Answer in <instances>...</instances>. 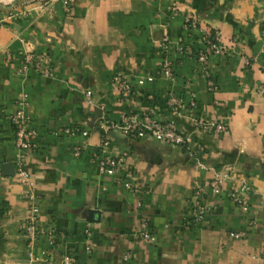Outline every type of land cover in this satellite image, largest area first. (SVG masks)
<instances>
[{
  "label": "crops",
  "instance_id": "1",
  "mask_svg": "<svg viewBox=\"0 0 264 264\" xmlns=\"http://www.w3.org/2000/svg\"><path fill=\"white\" fill-rule=\"evenodd\" d=\"M263 17L264 0H68L67 8L63 0H0V264H63L66 251L72 264H264ZM186 19L197 28L186 31ZM203 33L223 45L208 65L213 91L195 58L177 52L181 37L202 48ZM26 54L48 60L50 74L24 68ZM164 59L173 63L171 78L160 73ZM116 71L133 86L130 102L111 91ZM145 77L152 80L138 84ZM169 93L182 99L180 107L168 105ZM24 95L37 131L24 158L29 184L14 173L10 118ZM191 99L197 119L221 122L226 131L197 129ZM154 105L158 118L174 119L200 150L189 155L110 126ZM67 126L87 133H57ZM104 139L107 156L125 154L112 174L101 172L96 155ZM127 168L133 190L120 182ZM224 169L229 179L208 195L203 219L191 223L192 193ZM241 183L249 187L246 211L228 196ZM29 191L54 244L41 235L27 245L21 234ZM143 217L153 243L136 237Z\"/></svg>",
  "mask_w": 264,
  "mask_h": 264
},
{
  "label": "built area",
  "instance_id": "2",
  "mask_svg": "<svg viewBox=\"0 0 264 264\" xmlns=\"http://www.w3.org/2000/svg\"><path fill=\"white\" fill-rule=\"evenodd\" d=\"M64 6L67 8L68 0H63ZM262 29L264 31V17L261 22ZM197 28V22L195 19H186L184 29L189 31ZM202 48L196 49L192 45L184 44L182 37L179 39L177 46V52L184 56H193L199 69L206 76L207 89L213 91L216 89V83L209 71V61L212 55L219 54L223 50V45L219 41L216 35L211 33H203L201 35ZM172 61L164 59L161 64L160 73L166 78H171L173 75ZM23 67H34L43 75L50 74V65L48 60L43 57H34L30 54H26L24 57ZM145 80H152V77H145L138 80V84H143ZM109 84L111 91L115 93L117 100L120 102H130L134 89L129 83L127 78L119 71L114 72L110 79ZM26 95L18 101V108L11 115V120L14 123V142L17 150L16 163H15V176L23 183L29 184V175L25 169V153L32 149L34 146V140L37 136V131L32 125L27 113L25 106L27 105ZM168 105L172 107L181 106V98L174 94L169 93L166 97ZM196 101L191 99L188 101L187 107L190 111V117L193 120L197 129L203 132L221 134L226 131V127L223 123L218 121H203L197 119L194 115L196 108ZM159 112L156 105L150 110L142 113H128L123 115L119 120L110 123V126L114 129L119 130L124 135L132 138L151 137L158 139L169 144H173L182 147L186 153L192 155L199 151V148L191 147L189 144V137L179 132L176 127V122L172 118L161 120L158 118ZM59 134L68 133L75 134L81 133L86 134L85 130H82L78 126H67L57 131ZM108 145L107 139H104L98 146L96 155L100 157V170L102 173L112 174L115 173L119 165L123 162L125 154H119L117 156H107L106 148ZM80 150L78 148L73 149V154L78 155ZM230 177L228 169L214 171L210 182L203 187H198L192 193L189 201L192 211L191 223L200 222L206 213L209 211L210 203L208 195H218L227 180ZM133 170L127 168L123 175L120 177V182L128 190H133L132 184ZM249 187L245 183H241L234 186L229 191V199L242 211L248 210L247 194ZM25 199L28 202V213L24 218L21 225V234L23 235L27 245H31L41 235L46 236L49 244H54L53 231L45 229L39 222V207L36 202V195L29 191L25 195ZM136 237L141 240L148 242H155L156 235L150 231L149 222L146 217L140 219L139 224L136 228ZM238 237V234H235ZM89 250V247H88ZM125 257H128L126 255ZM75 261V256L71 251H66L62 255L63 264H72Z\"/></svg>",
  "mask_w": 264,
  "mask_h": 264
},
{
  "label": "water",
  "instance_id": "3",
  "mask_svg": "<svg viewBox=\"0 0 264 264\" xmlns=\"http://www.w3.org/2000/svg\"><path fill=\"white\" fill-rule=\"evenodd\" d=\"M3 168L6 169L8 175H12L13 174V168H12V166L10 164L5 163L3 165Z\"/></svg>",
  "mask_w": 264,
  "mask_h": 264
}]
</instances>
